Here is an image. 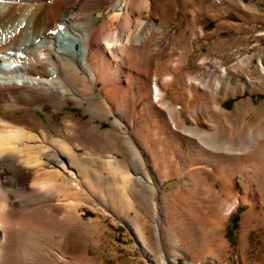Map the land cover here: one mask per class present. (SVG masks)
<instances>
[{"label":"bare ground","instance_id":"6f19581e","mask_svg":"<svg viewBox=\"0 0 264 264\" xmlns=\"http://www.w3.org/2000/svg\"><path fill=\"white\" fill-rule=\"evenodd\" d=\"M219 8L252 17L240 0H0V264H25L35 228L50 245L43 264H93L97 221L83 208L103 211L94 196L144 254L153 228L158 249L186 264L207 246L226 251L222 230L242 205L264 221V111L250 99L224 107L264 92V50L218 41L201 53L200 22Z\"/></svg>","mask_w":264,"mask_h":264},{"label":"rangeland","instance_id":"374dc122","mask_svg":"<svg viewBox=\"0 0 264 264\" xmlns=\"http://www.w3.org/2000/svg\"><path fill=\"white\" fill-rule=\"evenodd\" d=\"M240 1L242 3V6L244 7L243 8L244 11L251 10L250 11L252 15L251 19L243 20V17L240 18L236 14V12L233 11V9L225 10L223 8H219L220 11L218 10L219 11L218 13L220 14H221V11L223 12L222 16L219 14L221 16V17L219 16V18L217 17L216 19H214V18L206 17L207 18L206 19L204 17L203 21H201L200 23L204 24L203 27L205 28L204 30L205 37L204 36L202 37H204L206 41L202 37H199L198 44L199 43L204 44L205 42V44L207 45L202 47L203 49H200L201 53L202 51H203V54L207 52V49H209L208 44H214V43L219 44L218 41H222L220 44H226L225 47L235 48V47L240 46L241 50H243L244 48H249V47L258 45L259 49L264 50V0H240ZM250 7L252 9H249ZM215 14H217V12ZM201 15L206 16V15L200 14V16ZM223 21L224 23L227 22V24L229 22L233 24H229L230 27L228 28L218 29L217 24L222 23ZM238 26L241 27V30L237 28ZM207 33L208 34L214 33V35L210 36L209 38V37H206ZM157 62L160 63V61L158 60ZM160 65L158 69L161 68ZM245 93L242 96L229 98L226 101V103H224V107L226 108V110L232 111L236 103L243 101V100L245 101V100L250 99L252 105H255L256 107H262V110L264 111V92L260 93L257 91L256 93H252V94L248 92H245ZM69 105L70 107L68 106L66 108L68 112H72L76 110L73 103H70ZM51 109H52L51 106L47 105L44 110L45 112H47ZM39 115L44 117V113L42 112H40ZM166 170L167 169H165V171ZM184 180L185 179H178V178L165 180L164 186L165 188H167L166 190H168L169 192L172 190V188L175 190L178 189L180 191L181 185ZM238 181L236 183L237 187L238 185L243 186V184L245 183L244 181H243L244 183L241 181H240L241 183H239ZM237 191H238V188H235L234 190V187H232L233 196ZM155 196L159 197V194ZM221 199H223V197L220 198V200ZM94 200H95L94 201L95 205H98L99 208L101 209L103 208V211L100 210L102 212L91 210V208L89 207L83 208L84 213H85L83 217L86 222L95 221V220L97 221V224H96L97 227H93V229L90 230L91 233L92 232L93 233L92 234L88 233L87 238H86V244L87 243L90 244L91 242L90 249L87 251V257L91 258V260L93 261V264H152L149 259H157L158 260L157 264H160V262L166 261L164 259H167V256H168L167 261L169 262L168 264H186L187 257L184 255V253H182V251L176 250L173 256H171L172 257L171 258L169 257V253L166 251L165 247L162 248V252L158 249L157 244H159V242H157L155 233H153L154 229L152 228V224H151L152 232L151 234L148 232L147 235L150 238L148 241L150 245L148 246L153 248V254H150V253L144 254L142 252L141 246H139L140 244L137 241L135 234L132 233L133 230L130 228L127 221L123 219V217H121L120 214L118 215L117 212H113L112 211L113 209L111 208L107 209L103 205H100L97 202L99 200L97 199V197L94 196ZM208 206L209 208H211L212 204L209 203ZM249 209H250L249 205H242L241 207L236 209L234 213L232 214V216L230 217V219L227 222H225L224 228L222 230V233L224 235H222V237L224 238L225 242H227L226 251L222 252L221 254L219 253L215 254L210 249H208V246L207 248L204 247V249H199L196 251V254L200 255L197 261L198 264H212L210 260L211 261L215 260L216 264H217V261L219 262V264H228V263L229 264H244L243 263L244 259H245L246 264H264V221L259 223L256 218L248 215L247 213ZM206 211H209V210L207 209ZM47 213L48 212H46V215H49V213L48 214ZM145 217H146V214H145ZM160 218H161V215H160ZM211 219H213L212 216H210L208 220H206V222L204 221L205 224L203 225L204 227L203 229L206 231V233L211 231L212 227L210 226L213 224V223L211 224L210 222ZM46 222H47L48 227L47 225H45ZM40 223L39 224L41 227H43L42 228L43 230L52 228L55 225V224H52V222H50L48 219L47 220L43 219L40 221ZM144 223H145V226L147 227L148 220H146L145 222L144 220L141 219L140 224L144 225ZM242 223L245 224L247 228H244L242 226L243 225ZM21 230L25 236H29L30 233L32 232L31 229L26 230L25 225H23V228L22 226L20 227V231ZM34 230L37 231L36 233L33 232L36 235L37 241L35 242L37 243H35L36 246L28 245L27 247H25V250H26V252L24 253L26 254L25 259H24L25 264L27 263V259H28L27 255L33 258L34 260L33 264H36V262L39 263L40 261H41V264H43V262L47 258L46 257L47 251L45 252V250L46 248H50V245L44 246L42 242L45 240L44 238H41L42 239L41 240L38 237L39 234H42L41 233L42 230L38 231L36 228ZM24 231H27V232H24ZM244 233L246 234L245 236L246 239H243ZM243 244H244V247H242ZM41 248H43V250H41ZM53 252L56 253L57 251L54 250ZM180 254L181 256H179ZM213 254L216 255L214 256L215 258H212ZM169 258H171V261H169ZM35 259H37V261Z\"/></svg>","mask_w":264,"mask_h":264}]
</instances>
